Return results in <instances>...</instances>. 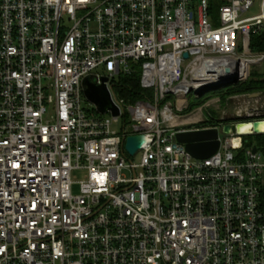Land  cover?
Returning a JSON list of instances; mask_svg holds the SVG:
<instances>
[{"label": "built area", "instance_id": "built-area-1", "mask_svg": "<svg viewBox=\"0 0 264 264\" xmlns=\"http://www.w3.org/2000/svg\"><path fill=\"white\" fill-rule=\"evenodd\" d=\"M212 1L0 0V264H264V90L206 94L264 70V0ZM205 129L198 159L177 134Z\"/></svg>", "mask_w": 264, "mask_h": 264}, {"label": "water", "instance_id": "water-1", "mask_svg": "<svg viewBox=\"0 0 264 264\" xmlns=\"http://www.w3.org/2000/svg\"><path fill=\"white\" fill-rule=\"evenodd\" d=\"M187 57L188 54L185 55V58ZM228 72L231 73V71ZM103 80H106V78H104ZM85 84H87L85 96L99 105L100 110L106 111L109 108L108 102L110 99L108 98V95L102 93L88 80L85 81ZM212 88L215 89V87ZM113 112L115 115L119 113L118 109H114ZM263 125L264 122H255V131H262ZM230 130H232V132H235L237 130V126H226L224 128V132L226 133H228ZM177 139L180 143L185 144L186 150L189 154H192L198 159H205L214 155L215 152L218 151L220 146V141L218 140V131L216 129L181 132L177 134ZM127 141V148L130 153L135 152L140 147V141H138V139L134 136L129 137ZM253 151L257 152L256 148H254Z\"/></svg>", "mask_w": 264, "mask_h": 264}, {"label": "trees", "instance_id": "trees-1", "mask_svg": "<svg viewBox=\"0 0 264 264\" xmlns=\"http://www.w3.org/2000/svg\"><path fill=\"white\" fill-rule=\"evenodd\" d=\"M212 5L214 6V12H216L218 9V2L214 0L212 1ZM250 49L254 53L264 52V31L253 34L251 38ZM250 78L251 79L246 81V83L232 85L226 89H223L220 94H223L224 101L227 97L232 96L233 94H247L248 92L264 90V70L260 72L255 70ZM116 83V91L119 96L124 97L129 102H135L137 100H142L146 97L149 98L152 96V92L150 90L143 89L141 87L139 72L129 76L120 75ZM251 136V141H253ZM255 136L259 141L258 143L264 144V134Z\"/></svg>", "mask_w": 264, "mask_h": 264}, {"label": "rangeland", "instance_id": "rangeland-1", "mask_svg": "<svg viewBox=\"0 0 264 264\" xmlns=\"http://www.w3.org/2000/svg\"><path fill=\"white\" fill-rule=\"evenodd\" d=\"M259 1L260 0H257V5L255 6V8H253L250 12H248V15H254V14H257L258 12H259V5H258V3H259ZM257 71H263V69L261 68H258L257 69ZM96 74H101V75H104V73H105V71L103 70V69H100L99 71H97V72H95ZM118 81V79H116V82ZM227 87H225V88H220V89H217L216 91H210V92H208V93H206L207 94V96H210V95H218V93L220 94L221 93V91L223 90V89H226ZM119 95V94H118ZM84 98L85 99H87V100H85L84 101V106L86 107V106H90L89 105V98H87L86 96H84ZM226 100H227V98H226ZM225 100V101H226ZM222 101H223V105H224V107H225V101H224V97L222 98ZM198 106V104H197V102H195L194 101V99H191L190 101H189V103H188V107H187V109L189 110V109H194V108H196ZM234 107V104L232 103V101L229 103V105H228V110H229V112L231 113L232 111H233V108ZM110 114H106V116H109ZM115 129L116 128H119V127H114ZM240 131H242V129H240ZM252 137V139L254 140V141H257V142H259L258 140H257V137L255 136V135H252L251 136ZM85 173H83V172H75L74 173V179L76 180V181H80V180H83L84 179V177H85ZM75 188H74V190H75V193H78V191H79V187H78V185H75L74 186Z\"/></svg>", "mask_w": 264, "mask_h": 264}, {"label": "bare ground", "instance_id": "bare-ground-1", "mask_svg": "<svg viewBox=\"0 0 264 264\" xmlns=\"http://www.w3.org/2000/svg\"><path fill=\"white\" fill-rule=\"evenodd\" d=\"M248 128H249V126H247L245 124L239 126V130L242 129V131H244V132L248 131ZM262 129H264V125L262 126Z\"/></svg>", "mask_w": 264, "mask_h": 264}]
</instances>
